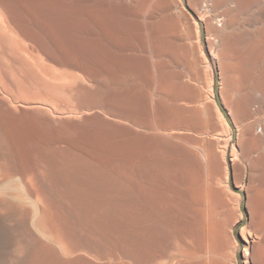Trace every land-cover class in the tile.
Returning <instances> with one entry per match:
<instances>
[{
  "label": "bare ground",
  "instance_id": "bare-ground-1",
  "mask_svg": "<svg viewBox=\"0 0 264 264\" xmlns=\"http://www.w3.org/2000/svg\"><path fill=\"white\" fill-rule=\"evenodd\" d=\"M242 247L264 264V0H0V264Z\"/></svg>",
  "mask_w": 264,
  "mask_h": 264
},
{
  "label": "rangeland",
  "instance_id": "rangeland-1",
  "mask_svg": "<svg viewBox=\"0 0 264 264\" xmlns=\"http://www.w3.org/2000/svg\"><path fill=\"white\" fill-rule=\"evenodd\" d=\"M203 37H204V41L206 40V34H205V31H203ZM218 76H219V71H218ZM217 91L218 93H220V86L217 87ZM219 96V94H218ZM220 104H222L221 100H219ZM231 186L234 190L238 191V189L235 187V184H234V181H233V178L231 179ZM242 193L243 195V199H242V203H241V208L243 210V212L245 213V221L241 224L238 225L237 229H236V235L237 237L239 238V240H241V243L243 244L244 243V240H242V237H241V229L242 227L244 226L245 222H246V219H247V214H246V199H245V194L244 192L242 191H239ZM244 251H245V248L242 247L241 250L239 251V254H238V258H239V264H245L243 262V256H244Z\"/></svg>",
  "mask_w": 264,
  "mask_h": 264
}]
</instances>
